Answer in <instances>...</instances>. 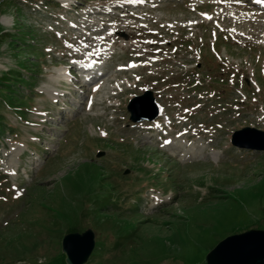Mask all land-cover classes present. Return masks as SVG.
Instances as JSON below:
<instances>
[{
  "label": "rangeland",
  "instance_id": "rangeland-1",
  "mask_svg": "<svg viewBox=\"0 0 264 264\" xmlns=\"http://www.w3.org/2000/svg\"><path fill=\"white\" fill-rule=\"evenodd\" d=\"M132 1L0 0V264H67L63 235L88 227L83 264H207L264 228V149L231 141L264 130V5L148 1L135 19L116 8ZM99 46L115 77L74 85L71 56ZM146 88L164 115L133 121Z\"/></svg>",
  "mask_w": 264,
  "mask_h": 264
},
{
  "label": "water",
  "instance_id": "water-1",
  "mask_svg": "<svg viewBox=\"0 0 264 264\" xmlns=\"http://www.w3.org/2000/svg\"><path fill=\"white\" fill-rule=\"evenodd\" d=\"M127 109L133 121L152 119L158 114V107L150 89L132 96L128 100ZM143 109H146L145 113L141 112ZM244 140H248V143L243 142ZM231 141L239 146L262 150L264 130L245 125L233 131ZM259 141L261 145L256 144ZM101 154L102 151L97 152V155ZM61 245L66 253L67 264H83L94 246V231L90 227L82 231H69L63 235ZM206 263L264 264V228H250L225 236L207 252Z\"/></svg>",
  "mask_w": 264,
  "mask_h": 264
},
{
  "label": "bare ground",
  "instance_id": "bare-ground-1",
  "mask_svg": "<svg viewBox=\"0 0 264 264\" xmlns=\"http://www.w3.org/2000/svg\"><path fill=\"white\" fill-rule=\"evenodd\" d=\"M148 1H152L153 2V1H159V0H145L143 2L142 1H139V0H134V1L128 2V3L126 2V3H123V4H117L116 5V8L117 9H123V10H125V11L128 12L127 15H129V16L135 18V19H138L140 16L137 15L135 12H131L132 9L133 10L136 9L137 11H139V12L142 13L143 10L141 9V7H144L145 4ZM252 2L255 3L254 0H252ZM214 3L222 4L223 3V0H215ZM231 3H234V2H231ZM255 4L262 5V2L261 3H255ZM93 13H96V11H94ZM124 15H126V14H124ZM87 16H89V15H87ZM103 20H109V21L110 20L111 21L113 20V21H115V20H117V16H115L114 14H111V13L104 12ZM107 26H109V24H104L103 25V27H107ZM119 31H120L119 29L118 30L116 29L115 30V33H110V34L103 35L101 37V40H103V39L104 40L115 39V42H116V40H117V38H116V32H119ZM96 33L97 34H100L98 30L94 29V34H96ZM129 35H130L131 38H135L136 37L133 34H129ZM84 38H86L88 41H90V39L87 36H85ZM98 44L101 45V41H99ZM106 51H107V49L104 48V47H101V46L95 47V49L94 48L91 49L90 53L87 54L86 59L80 61L81 64H79V65L81 67H84V69L83 68H80L79 65H78V68H79L78 69L79 77H75L74 78V80H75V84L74 85H77L79 87L80 86H87L88 87L92 83L93 86L95 85V89H97L96 86H98L100 83H102L104 81H107L106 79L110 80L111 78L115 77V73L114 72L104 73V71L101 69V66H102L101 63H100L101 60L107 59ZM136 51H141L144 54L148 52L149 55L152 53V49L151 48L150 49H145V50L136 49ZM94 58H97L98 59V64H95L94 63ZM159 61L161 62L163 60L160 59ZM132 65H135V64H132ZM86 67H88V68L86 69ZM95 67L96 68H99L98 71H100L101 73H97L98 71H96V68ZM134 67H136V66H131L130 68H134ZM124 68H126V67H124ZM85 70L87 72H84ZM83 72H84L85 75H87V76L89 75V76L88 77H84L83 74H82ZM78 90L83 91L82 89H78ZM163 113H164L163 107L158 106V116L164 115ZM154 122H158V123H156L155 126H153L154 128L160 129L162 127V125H163L162 122H161V120H159V119L155 120ZM181 135H179V137H181ZM186 145L187 144H185V143L182 144L181 146L178 147V150L179 151H182L183 150V151H185L187 153V151H190V149L187 148Z\"/></svg>",
  "mask_w": 264,
  "mask_h": 264
},
{
  "label": "trees",
  "instance_id": "trees-1",
  "mask_svg": "<svg viewBox=\"0 0 264 264\" xmlns=\"http://www.w3.org/2000/svg\"><path fill=\"white\" fill-rule=\"evenodd\" d=\"M4 79H6V78H4ZM5 81H8V80H5ZM6 88H9V85H8V87L5 86V88H2V90L4 91V90H6Z\"/></svg>",
  "mask_w": 264,
  "mask_h": 264
}]
</instances>
